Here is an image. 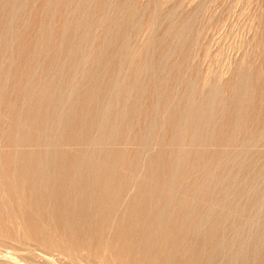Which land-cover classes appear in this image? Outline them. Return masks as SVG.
I'll use <instances>...</instances> for the list:
<instances>
[{
    "label": "rangeland",
    "instance_id": "obj_1",
    "mask_svg": "<svg viewBox=\"0 0 264 264\" xmlns=\"http://www.w3.org/2000/svg\"><path fill=\"white\" fill-rule=\"evenodd\" d=\"M52 170L204 207L232 264H264V0H0V264H160L77 245L28 210L22 184Z\"/></svg>",
    "mask_w": 264,
    "mask_h": 264
},
{
    "label": "bare ground",
    "instance_id": "obj_2",
    "mask_svg": "<svg viewBox=\"0 0 264 264\" xmlns=\"http://www.w3.org/2000/svg\"><path fill=\"white\" fill-rule=\"evenodd\" d=\"M93 66V65H92ZM124 72V71H123ZM204 80V79H203ZM207 82V81H206ZM204 90V89H203ZM91 95V94H90ZM77 97V96H76ZM89 97V96H88ZM91 97V96H90ZM86 100V99H85ZM89 100V99H88ZM91 100V98H90ZM109 101V100H108ZM90 103V101H89ZM87 104V102L85 103ZM108 104V102H107ZM208 105V104H207ZM108 106V105H107ZM111 107V106H110ZM204 108V107H203ZM207 108V107H206ZM71 109V108H70ZM54 110V109H53ZM200 110V109H199ZM208 110V109H207ZM224 110V109H223ZM105 111V110H104ZM109 111V110H108ZM211 112V110H210ZM209 112V114H210ZM196 113V112H195ZM214 113V112H213ZM209 114H207L209 116ZM212 114V113H211ZM96 115V114H95ZM105 115V114H104ZM187 115V114H186ZM194 115V114H193ZM197 115V114H196ZM198 115L201 116L199 113ZM203 115V114H202ZM206 116V114H205ZM219 116V115H218ZM84 117V116H83ZM183 117V115H182ZM181 117V119H182ZM189 117V116H188ZM97 118V117H96ZM179 118V117H178ZM185 118V117H183ZM193 118V117H190ZM207 118V117H206ZM205 118V119H206ZM87 119V118H86ZM186 119V118H185ZM197 119V116H196ZM195 119V122L197 121ZM200 119V118H199ZM211 119V118H210ZM93 120V119H92ZM95 120V118H94ZM190 119H188L189 121ZM192 120V119H191ZM103 121V120H102ZM187 121V119H186ZM204 121V120H203ZM198 122H200L198 120ZM192 123V122H189ZM178 124V123H177ZM183 124V123H182ZM187 124V123H186ZM194 124V123H193ZM196 124V123H195ZM199 124V123H198ZM202 124V123H201ZM202 126V125H200ZM188 127H191L188 124ZM196 127V126H195ZM209 127V126H208ZM187 128V127H186ZM192 128V127H191ZM110 129V128H109ZM180 129V127H179ZM183 129V128H182ZM194 129V128H193ZM197 129V128H196ZM200 129V128H198ZM116 130V129H115ZM203 130H206L203 129ZM187 131H189L187 129ZM202 131V130H201ZM179 131H177L178 133ZM184 132V131H183ZM192 130H190L191 134ZM188 133V132H187ZM194 133V131H193ZM180 134V133H179ZM178 134V135H179ZM183 134V133H182ZM181 134V135H182ZM195 134V133H194ZM193 134V135H194ZM205 134V132H204ZM174 135V134H173ZM197 135V132H196ZM189 136V135H188ZM200 136V135H199ZM202 136H205L202 134ZM254 136V135H253ZM180 137V136H179ZM182 137V136H181ZM186 137V136H185ZM190 137V136H189ZM194 138V137H192ZM197 138V137H196ZM188 139V138H186ZM191 139V137H190ZM202 138H200L201 140ZM92 140V139H91ZM189 140V139H188ZM192 140V139H191ZM193 143V142H192ZM56 151V150H55ZM246 151V150H245ZM22 153V152H21ZM28 153V152H27ZM47 153V152H46ZM52 153V152H51ZM74 153V152H73ZM82 153V152H79ZM78 153V155H79ZM253 153V152H252ZM39 154V153H38ZM70 154V151H69ZM122 154V153H121ZM124 154V153H123ZM77 155V154H75ZM84 155V154H83ZM88 155V154H87ZM107 155V154H106ZM118 155V153H117ZM176 155V154H175ZM21 158V154L19 155ZM30 156V155H29ZM51 156V155H50ZM85 156V155H84ZM108 156V155H107ZM115 156V159L116 155ZM179 156V155H177ZM12 157V156H11ZM15 156L14 158H16ZM44 157V156H43ZM110 157V156H109ZM7 158V157H6ZM52 157H50L51 159ZM79 158V156H78ZM91 158V157H90ZM89 158V159H90ZM99 158V157H98ZM101 158V157H100ZM104 158V157H103ZM113 158V156H112ZM120 158V157H119ZM176 158V156H175ZM12 159V158H11ZM10 159V160H11ZM17 159V158H16ZM47 159V158H45ZM81 159V158H80ZM114 159V158H113ZM122 159V157H121ZM48 160V159H47ZM45 160V161H47ZM52 160V159H51ZM50 160V161H51ZM53 160H57L54 159ZM82 160V159H81ZM92 160V159H91ZM157 160V159H156ZM155 160V161H156ZM175 160V159H174ZM184 160V159H183ZM5 161V160H4ZM15 160L13 159V162ZM18 161V160H16ZM35 161V160H33ZM76 161V160H75ZM105 161V160H103ZM160 161V160H159ZM180 161V160H179ZM32 162V161H31ZM36 162V161H35ZM54 162V161H53ZM66 162V161H65ZM78 162V161H77ZM89 162V161H88ZM109 162V161H108ZM187 162V161H186ZM44 163V162H43ZM48 163V161H47ZM45 163V165L47 164ZM52 162L48 163L51 164ZM87 163V162H86ZM92 163V162H90ZM122 163V162H121ZM9 164V163H8ZM13 164V163H12ZM16 164V163H15ZM20 163L18 162V165ZM35 164V163H34ZM64 164V163H63ZM168 164V163H167ZM186 164V163H185ZM17 165V164H16ZM24 165V164H23ZM44 165V166H45ZM54 165V164H53ZM68 165V164H65ZM88 165V164H87ZM94 165V164H93ZM42 166V165H41ZM76 166V165H75ZM80 166V164H79ZM107 166V165H106ZM181 166V165H179ZM19 167V166H18ZM26 167V166H24ZM43 167V166H42ZM52 166H50L51 168ZM56 167V166H55ZM164 167V166H163ZM176 167V166H174ZM207 167V166H206ZM252 167V166H251ZM7 168V167H6ZM16 168V167H14ZM27 168V167H26ZM33 168V167H32ZM71 168V167H70ZM99 168V167H98ZM112 168V167H111ZM114 168V167H113ZM112 168V169H113ZM241 168V167H240ZM246 168V167H245ZM21 169V168H20ZM42 169V168H41ZM54 169V168H53ZM64 169V168H63ZM67 169V168H66ZM106 169V168H105ZM111 169V171H112ZM208 169V168H207ZM3 170V169H2ZM1 170V171H2ZM28 170V169H27ZM36 170V169H35ZM35 170L33 172H35ZM40 171V169H38ZM45 170V169H44ZM48 170V169H46ZM46 170L44 171L46 173ZM78 170V169H77ZM92 170V169H91ZM123 170V169H122ZM5 171V169H4ZM14 170H12L13 172ZM23 171V170H22ZM30 171V170H29ZM28 171V173H29ZM42 171V170H41ZM40 171V172H41ZM51 171V170H50ZM53 171V170H52ZM121 171V170H120ZM32 172V174H33ZM39 172L38 175L41 173ZM48 172V171H47ZM92 172V171H90ZM105 172V171H104ZM113 172V171H112ZM247 175L246 170L244 171ZM249 172V171H248ZM26 173V172H25ZM152 173V172H151ZM232 173V172H231ZM237 173V172H236ZM242 173V172H241ZM244 173V174H245ZM3 174V172H2ZM5 174V173H4ZM3 174V175H4ZM15 174V173H14ZM24 174V173H23ZM30 174V173H29ZM35 174V173H34ZM43 174V173H42ZM47 174V173H46ZM44 174V175H46ZM108 174V172H107ZM118 174V171H117ZM116 174V175H117ZM154 174V173H153ZM173 174V173H172ZM240 174V173H238ZM12 175V174H11ZM22 175V174H21ZM78 175V174H77ZM106 175V174H105ZM120 175V174H119ZM158 175V174H157ZM251 175V174H250ZM0 176H2L0 174ZM16 176V175H15ZM32 176V175H31ZM36 176V175H35ZM104 176V175H103ZM102 176V177H103ZM172 176V175H171ZM234 176V175H233ZM232 176V177H233ZM256 176V175H254ZM4 177V176H3ZM1 177L0 179L2 180ZM7 177V176H6ZM19 177V176H17ZM23 177V175H22ZM21 177V178H22ZM43 176H41L42 178ZM47 177V176H45ZM78 177V176H77ZM84 177V176H83ZM86 177V176H85ZM99 175L96 177L98 178ZM101 177V175H100ZM108 177V175H107ZM119 177V176H117ZM176 176V178H178ZM9 178V177H8ZM17 179L16 177H14ZM21 178H19L21 180ZM29 178V176H28ZM38 178V176H36ZM36 178L27 179V184L21 187L28 210L29 208L48 223L61 230L62 235L72 239L77 245L99 252L101 248L123 253L131 246H138L140 250H147L151 258L160 261V264H232L234 255L230 250L222 254L224 243L219 239L218 230L221 225L210 227V232H202L204 225L197 211L204 207L190 211L185 204L171 206L168 200L139 199L127 193L120 198L121 191L111 186L104 187L97 192L89 193L85 187H79L74 177L66 172L53 171L49 173L46 183L37 184ZM91 178V177H90ZM106 178V177H105ZM110 178V175H109ZM122 178V177H121ZM150 178V177H149ZM154 178V177H153ZM174 178V177H173ZM236 178V177H235ZM256 178V177H255ZM45 179V178H43ZM112 179V178H110ZM108 179V181L110 180ZM116 179V178H115ZM120 179V178H118ZM239 179V178H238ZM251 179V177H249ZM4 184L5 181L3 183ZM3 180H5L3 178ZM18 180V182H20ZM40 180V178H39ZM80 180V179H79ZM86 180V179H85ZM97 180V179H96ZM102 180V179H101ZM104 180V179H103ZM113 180V179H112ZM149 180V179H148ZM174 180V179H173ZM254 180V179H253ZM25 182V180H23ZM34 181V182H33ZM41 181V180H40ZM78 181V180H77ZM100 181V180H99ZM117 181V180H116ZM115 181V182H116ZM122 181V180H121ZM248 181V180H247ZM252 181V180H250ZM249 181V182H250ZM13 182V179H12ZM23 182V183H24ZM112 182V181H110ZM118 182V181H117ZM177 182V181H176ZM182 182V181H181ZM228 182V181H227ZM100 183V182H99ZM124 183V182H123ZM142 183V182H141ZM149 183V182H148ZM244 183V182H243ZM18 184V183H17ZM101 184V183H100ZM99 184V185H100ZM104 184V183H103ZM111 184V183H110ZM126 184V183H125ZM170 184V183H168ZM178 184V183H176ZM186 184V183H184ZM232 184V182H231ZM238 184V183H237ZM247 184V183H246ZM249 184V183H248ZM252 184V183H251ZM11 185V184H9ZM8 185V186H9ZM14 185V184H13ZM108 185V183H107ZM106 185V186H107ZM146 185V184H145ZM220 185V183H219ZM239 185V184H238ZM237 185V187H238ZM242 185V184H241ZM257 185V184H256ZM18 186V185H17ZM20 186V185H19ZM18 186V187H19ZM166 186V185H165ZM202 186V185H200ZM244 186V185H243ZM242 186V188H243ZM246 186V185H245ZM250 186V185H249ZM1 187V186H0ZM3 187V186H2ZM203 187V186H202ZM220 186H218L219 188ZM248 186H246L247 188ZM5 188V187H4ZM13 188V186L11 187ZM89 188V187H88ZM159 188V187H158ZM184 188V187H183ZM197 188V187H195ZM216 188V187H215ZM224 189V187H221ZM227 188V187H226ZM235 188V187H234ZM245 188V187H244ZM250 188V187H249ZM254 188V187H253ZM262 188V187H261ZM264 188V187H263ZM6 189V188H5ZM148 189V188H147ZM171 189V188H170ZM201 189V188H200ZM205 189V188H204ZM228 189V188H227ZM238 189H241L238 188ZM237 189V190H238ZM185 190V189H184ZM183 190V191H184ZM193 190V189H192ZM208 190V188H207ZM243 190V189H242ZM254 190V189H253ZM261 190V189H260ZM1 191V190H0ZM8 191V190H7ZM136 191V190H135ZM142 191V190H141ZM147 191V190H146ZM212 191V189H211ZM226 191V190H225ZM239 191V190H238ZM249 191V190H247ZM256 191V190H255ZM3 192V191H2ZM13 192V191H12ZM16 192V191H15ZM174 191L172 190V193ZM180 192V191H178ZM186 192V191H185ZM210 192V191H208ZM214 192V191H213ZM242 192V191H241ZM262 192V191H261ZM177 193V191H176ZM218 193V192H217ZM225 193V192H224ZM250 193V192H249ZM264 193V192H263ZM15 194V193H14ZM21 194V193H20ZM156 194V193H155ZM203 194V193H202ZM216 194V193H215ZM223 194V193H222ZM230 194V193H229ZM236 196L237 193L235 192ZM239 194V192H238ZM252 194V193H251ZM254 194V193H253ZM2 195V194H1ZM7 196V194H5ZM150 195V194H149ZM185 195V194H184ZM210 195V193H209ZM217 195V194H216ZM245 195V193H243ZM242 195V196H243ZM15 196V195H14ZM162 196V195H161ZM175 196V195H174ZM222 197V195L220 194ZM224 196V195H223ZM255 196V194H254ZM149 197V196H148ZM168 197V196H167ZM211 197V196H210ZM214 197V196H213ZM216 197V196H215ZM228 197V196H227ZM241 197V195H240ZM250 198V196L248 195ZM157 198V197H156ZM179 198V197H178ZM194 198V196H193ZM224 198H226L224 196ZM244 198L247 197H242ZM262 198V197H261ZM260 198V199H261ZM181 199V198H180ZM183 199V198H182ZM231 199V198H230ZM240 199V198H238ZM18 200H20L18 198ZM218 200V199H217ZM225 200V199H224ZM248 200V199H246ZM245 200V201H246ZM250 200V199H249ZM255 200V199H254ZM257 201V200H256ZM10 202V201H9ZM16 202V201H15ZM230 202V201H228ZM243 202V201H242ZM248 202V201H247ZM254 201H252L253 203ZM260 202V201H258ZM262 202V201H261ZM121 203V205H119ZM175 203V202H174ZM184 203V202H181ZM186 203V202H185ZM190 203V201H189ZM221 203V202H220ZM249 203V202H248ZM188 204V201H187ZM224 204V203H223ZM222 204V206H223ZM232 204V202H231ZM257 204V203H256ZM255 204V205H256ZM192 205V204H191ZM230 205V204H229ZM252 205V204H251ZM250 205V206H251ZM259 205V204H258ZM216 206V205H215ZM231 206V205H230ZM191 207V206H189ZM224 207V206H223ZM229 207V206H228ZM253 209V206H251ZM19 208V207H18ZM206 208V205H205ZM209 208V207H208ZM239 208V206H238ZM258 208V207H257ZM234 209V207H233ZM251 209V208H250ZM254 209H256L254 207ZM264 209V208H263ZM214 210V209H212ZM232 210V209H231ZM235 210V209H234ZM242 210V209H241ZM248 210V209H247ZM257 210V209H256ZM255 211V210H254ZM235 212V211H234ZM253 212V211H252ZM256 212V211H255ZM29 213V212H28ZM207 213V212H206ZM264 213V211H263ZM24 214V213H23ZM205 214V213H204ZM215 214V212H214ZM219 214V213H218ZM217 214V215H218ZM225 214V213H223ZM258 214V213H257ZM262 214V213H261ZM28 215V214H27ZM264 215V214H263ZM22 216V215H21ZM35 216V214H34ZM214 216V215H213ZM212 216V217H213ZM219 216V215H218ZM262 217V216H261ZM39 218V217H38ZM223 218V216L221 217ZM233 218V217H232ZM34 219V218H33ZM213 219V218H212ZM236 219V218H235ZM209 220V219H208ZM222 220V219H221ZM256 220V219H255ZM34 221V220H33ZM41 221V220H40ZM214 221V220H213ZM218 221V220H217ZM244 221V220H243ZM209 223V221H207ZM226 222V221H225ZM242 222V221H241ZM248 222V221H247ZM254 222V221H253ZM246 223V222H245ZM211 224V223H210ZM223 224V223H222ZM231 224V223H230ZM235 224V223H234ZM249 224V223H248ZM239 225V224H238ZM246 225V224H245ZM253 226V225H252ZM264 226V224H263ZM234 227H236L234 225ZM240 227V226H239ZM247 227V226H246ZM255 227V226H253ZM259 227V225H258ZM28 228V227H27ZM39 228V227H38ZM229 228V227H228ZM52 229V228H51ZM207 229V228H206ZM205 229V230H206ZM224 229V228H223ZM239 229V228H238ZM245 229V228H244ZM252 229V228H251ZM261 229V228H260ZM31 230V229H30ZM247 230V229H246ZM258 230V228H257ZM41 231V230H40ZM223 231V230H222ZM240 231V230H239ZM244 231V230H243ZM259 231V230H258ZM38 232V231H37ZM234 232V231H233ZM52 233V232H51ZM224 233V232H223ZM242 233V231H241ZM256 233V232H255ZM231 234V233H230ZM229 234V235H230ZM252 235V233H250ZM45 235V234H44ZM57 235V234H56ZM232 235V234H231ZM230 235V236H231ZM52 236V234H51ZM221 236V235H220ZM237 236V235H236ZM264 236V235H263ZM254 237V236H253ZM260 237V235H259ZM232 238V237H231ZM255 238L256 235H255ZM55 239V238H54ZM227 239V238H226ZM239 239V238H238ZM249 239V238H248ZM262 239V238H261ZM50 240V239H49ZM242 240V239H241ZM223 241V240H222ZM235 241V240H234ZM252 241V239H251ZM250 241V242H251ZM66 242V241H65ZM257 243V242H256ZM255 243V244H256ZM227 244V243H226ZM237 244V243H236ZM234 245V243H233ZM62 246V244H61ZM73 246V245H72ZM246 246V245H245ZM255 246V245H254ZM137 248V247H136ZM236 248V247H235ZM252 248V247H251ZM257 248V247H256ZM61 249V248H60ZM99 249V250H98ZM228 248H223V251ZM230 249V248H229ZM234 249V248H233ZM232 249V250H233ZM152 252H151V251ZM145 251V252H147ZM243 251V250H242ZM76 252V251H75ZM147 252V253H148ZM246 252V251H245ZM80 253V252H79ZM95 253V252H94ZM233 253V252H232ZM90 254V253H89ZM127 254V253H126ZM222 255V257H220ZM102 256V255H101ZM251 251L244 255L240 264L250 263ZM19 257V256H18ZM93 257V256H92ZM220 257V258H218ZM240 257V256H239ZM218 258V259H217ZM259 258V257H258ZM53 259V258H52ZM62 259V258H61ZM86 259V257H85ZM85 259H83L85 261ZM92 259V258H91ZM18 260V259H17ZM95 260V259H94ZM150 260V259H149ZM82 261V260H81ZM93 261V260H92ZM91 261V262H92ZM96 262V261H94ZM126 262V260H125ZM252 262V261H251ZM108 263V262H107ZM131 261H127V264ZM153 263V262H152ZM255 263V262H254ZM90 264V262L88 263ZM92 264V263H91ZM97 264V263H96ZM100 264V263H99ZM259 264V263H258Z\"/></svg>",
    "mask_w": 264,
    "mask_h": 264
}]
</instances>
